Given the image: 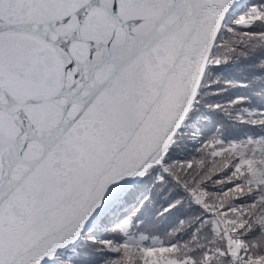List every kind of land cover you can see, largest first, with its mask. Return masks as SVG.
Instances as JSON below:
<instances>
[{
    "label": "snow or ice",
    "instance_id": "snow-or-ice-1",
    "mask_svg": "<svg viewBox=\"0 0 264 264\" xmlns=\"http://www.w3.org/2000/svg\"><path fill=\"white\" fill-rule=\"evenodd\" d=\"M81 253L264 264V0H0V264Z\"/></svg>",
    "mask_w": 264,
    "mask_h": 264
},
{
    "label": "trees",
    "instance_id": "trees-1",
    "mask_svg": "<svg viewBox=\"0 0 264 264\" xmlns=\"http://www.w3.org/2000/svg\"><path fill=\"white\" fill-rule=\"evenodd\" d=\"M223 75L233 78V79H239L242 76L245 75V70L243 67H230L224 69ZM211 123L209 122V129L210 130ZM189 151L191 152L192 155H196L194 149L190 148ZM179 158H184L185 153H178L177 154ZM168 225L165 224L163 226H156L155 228L152 225H149L147 222L144 225V230H149V231H162L163 227H167ZM99 258L94 256L92 253H88L85 255L84 253H81L80 261L79 264H97V260Z\"/></svg>",
    "mask_w": 264,
    "mask_h": 264
}]
</instances>
